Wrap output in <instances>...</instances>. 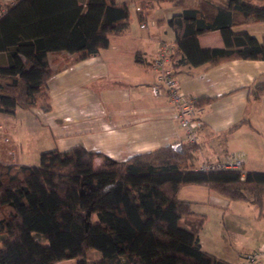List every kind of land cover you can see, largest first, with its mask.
I'll list each match as a JSON object with an SVG mask.
<instances>
[{
    "label": "trees",
    "instance_id": "16d2710c",
    "mask_svg": "<svg viewBox=\"0 0 264 264\" xmlns=\"http://www.w3.org/2000/svg\"><path fill=\"white\" fill-rule=\"evenodd\" d=\"M168 1L182 9L168 22L175 35L172 61L209 68L231 60L264 62V34L257 40L230 30L264 22V0H198L193 7ZM139 8L141 20L148 5ZM128 24L127 4L115 0L7 5L0 17V54L6 59L0 65V113H48L47 82L53 75L48 55L74 54L75 61L94 57ZM214 30L220 31L223 47L201 48L198 35ZM263 89V83L249 88L250 100ZM206 102L198 99L195 106ZM196 147L177 142L123 162L103 157L97 167L98 155L79 146L43 152L37 166L0 162V264H231L201 250L204 217L177 193L198 185L261 209L264 172L194 170ZM92 250L100 257L87 259Z\"/></svg>",
    "mask_w": 264,
    "mask_h": 264
},
{
    "label": "crops",
    "instance_id": "0c3cea01",
    "mask_svg": "<svg viewBox=\"0 0 264 264\" xmlns=\"http://www.w3.org/2000/svg\"><path fill=\"white\" fill-rule=\"evenodd\" d=\"M6 2L9 0H0ZM115 2L127 4L128 29L123 35L110 37L98 55L81 61H75L74 54L48 55L53 71L47 82L48 113L39 109L0 113V162L37 166L43 152L62 153L79 146L98 155L93 160L97 167L103 157L123 162L173 143H185L172 103L150 91L158 75L152 62L161 43L176 48L168 22L182 9L168 0ZM197 2L184 0L187 7ZM141 3L148 8L142 10L143 19L139 20L135 8ZM230 30L260 40L264 22L233 25ZM197 40L201 48L223 47L219 30L203 32ZM174 62L178 59L172 61L171 57L167 67L179 90L194 101L208 99L196 106L193 169L231 154L242 159L244 171L264 172V89L256 100H250L248 94L255 84L264 85V62L231 60L209 68L179 61L172 69ZM0 64H6L4 54H0ZM177 198L190 202L192 212L204 217L198 235L202 251L242 264L247 254L264 250V197L258 209L205 187L186 185L179 189ZM237 209L242 215L233 214ZM212 215L216 227L206 238L202 232ZM74 263L65 260L56 264Z\"/></svg>",
    "mask_w": 264,
    "mask_h": 264
},
{
    "label": "built area",
    "instance_id": "2783aa9c",
    "mask_svg": "<svg viewBox=\"0 0 264 264\" xmlns=\"http://www.w3.org/2000/svg\"><path fill=\"white\" fill-rule=\"evenodd\" d=\"M6 4L0 3V17L6 11ZM136 12L140 11L139 7L135 8ZM144 27L143 24L140 25ZM175 52V47L168 43H161L157 50V58L152 62V69L158 72L156 82L151 86V94L153 96H166L172 103L178 120L179 128L183 131L184 141L190 144H196V106L195 101L180 90L177 80L167 67L170 59ZM198 171L209 172L216 170H242V159L238 156L229 154L226 158L219 162L202 163L197 167ZM264 258V250L247 254L242 259V264H261Z\"/></svg>",
    "mask_w": 264,
    "mask_h": 264
},
{
    "label": "rangeland",
    "instance_id": "374dc122",
    "mask_svg": "<svg viewBox=\"0 0 264 264\" xmlns=\"http://www.w3.org/2000/svg\"><path fill=\"white\" fill-rule=\"evenodd\" d=\"M14 2H15V0H9V2H6L5 4L7 6V5H10V4H13ZM233 214L234 215H242L241 210L239 211L238 209L235 210L233 212ZM92 221H95V218H93ZM215 227H216V218L212 215V216L209 217V219H208V221L206 223V226L203 229L202 234L207 238L206 234H209L210 231L215 230ZM220 227H222V226L220 225ZM86 257H87V259L93 260L95 258L100 257V255H99L98 252L92 250V251H89L87 253Z\"/></svg>",
    "mask_w": 264,
    "mask_h": 264
}]
</instances>
